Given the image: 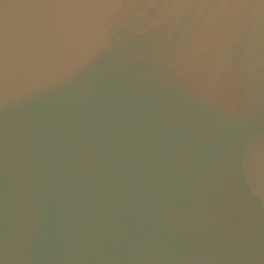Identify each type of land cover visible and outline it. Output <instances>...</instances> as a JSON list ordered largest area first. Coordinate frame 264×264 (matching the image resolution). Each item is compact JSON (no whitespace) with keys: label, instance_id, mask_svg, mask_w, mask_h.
<instances>
[{"label":"water","instance_id":"obj_1","mask_svg":"<svg viewBox=\"0 0 264 264\" xmlns=\"http://www.w3.org/2000/svg\"><path fill=\"white\" fill-rule=\"evenodd\" d=\"M0 264H264V0H0Z\"/></svg>","mask_w":264,"mask_h":264}]
</instances>
